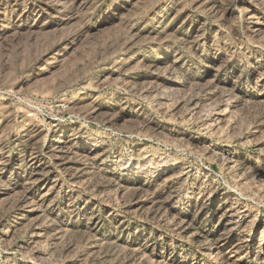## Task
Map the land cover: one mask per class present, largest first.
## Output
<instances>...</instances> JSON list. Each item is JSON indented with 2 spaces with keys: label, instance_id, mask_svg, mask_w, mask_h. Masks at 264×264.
Masks as SVG:
<instances>
[{
  "label": "rangeland",
  "instance_id": "rangeland-1",
  "mask_svg": "<svg viewBox=\"0 0 264 264\" xmlns=\"http://www.w3.org/2000/svg\"><path fill=\"white\" fill-rule=\"evenodd\" d=\"M0 264H264V0H0Z\"/></svg>",
  "mask_w": 264,
  "mask_h": 264
}]
</instances>
